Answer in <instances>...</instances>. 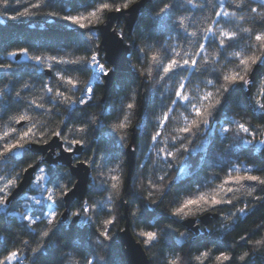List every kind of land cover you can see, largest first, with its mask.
Masks as SVG:
<instances>
[{
    "label": "snow or ice",
    "instance_id": "1",
    "mask_svg": "<svg viewBox=\"0 0 264 264\" xmlns=\"http://www.w3.org/2000/svg\"><path fill=\"white\" fill-rule=\"evenodd\" d=\"M9 2L10 0H0V6L6 9ZM14 2L21 4L24 0ZM159 2L162 7H159L155 17H151L149 13L153 28L142 30L139 36L136 33L139 24L130 27L128 32L117 30L119 20L127 19L123 14L136 8L139 0H31L30 3H24L23 10L7 16L10 20L30 21L32 17L43 14L52 20L64 22L63 26L70 37L64 44L49 47L36 41L34 50L40 53L47 49L48 55H29L28 47L9 52L2 57L3 60L23 56L32 63L13 68L11 63L0 62V74L11 81V78L22 74L23 68H29V74L36 75L47 67L53 73L50 79L55 81L54 86L47 83L43 85L47 102L57 112L60 107H65L68 116L61 124L63 131L72 133L73 138L63 135L60 128L50 133L38 129L34 117L28 115L27 111L11 117L17 124L26 122V128L18 130L16 127H9L0 132V223L7 224L6 230L13 238L27 231L43 241L33 248L27 240H21L23 249L15 250L8 247L7 240L0 242V253H6L0 256V264H115L110 256V249L116 234L129 230L138 237L140 250L145 254H153L147 264H208L209 261L214 264H256L257 256L260 257V264H264V218L256 227L245 229L246 234L240 235L238 241L234 239L227 252L217 247L218 254L213 253L208 244L200 242L201 239L214 235L212 230L197 227L202 223L199 217L208 213L220 221L217 231L226 235L247 223V219L255 215L254 209L258 205L264 206V159H253L251 167L244 164L243 172L238 166V154L241 152L245 155L251 154L252 157L257 154L264 157V0H259L258 3L256 0H228L227 7L234 8V11L225 10V0H219L220 10L215 12L216 16L245 20L244 15L237 16V13L247 10V18L259 27L244 28L242 31L247 37L241 36L235 30L217 32L209 27L202 37L204 43L198 45L199 51L190 58L181 57L180 52L168 46L167 41L158 39L161 35L171 38L178 28L187 31L183 18L177 19L175 16L183 4L180 0ZM185 2L193 7H203L194 4L193 0ZM47 8H59L64 14L57 11L44 12ZM106 13L119 14L116 19L117 28H112L111 25L109 27L121 43L125 44L128 70L134 80H141L143 76L141 83L150 84L149 77L155 68L160 81L165 77H179L181 81L173 93L174 98L168 101L171 107L164 103L158 88L148 89V95L143 97V105L152 106L160 96L159 107L166 108L162 115L155 116L154 131H147L149 123H152L150 118L135 127L131 123V116L137 108L136 97L140 94L130 87L134 80L117 81L114 84L117 101H102L103 110L99 115L87 111L88 108L101 106L97 103L94 88L106 86L108 78L117 71L115 67L107 66L106 53L93 39H98V25L103 22ZM110 17L111 15L109 20ZM77 29L80 30L79 35H76ZM145 32L149 34L145 35ZM40 35L44 36V32L41 31ZM189 35L196 36V33ZM73 36L75 38H71ZM141 39L148 42L145 47L150 50L155 48L156 43H160L164 59H161L157 51L145 52L139 43ZM213 43L218 49L224 50L222 53L218 51L217 55L222 56L226 63L235 64V68L227 72L213 68L215 81L208 79L206 84L211 85L215 92L206 91L194 103L196 98H190L185 92L183 81L187 77L182 75L181 70L198 68V59L205 68L210 63H216L209 61L206 55H201L205 53L206 45L211 46ZM241 47L244 48L243 51L232 50ZM68 49H74L71 53L73 55L75 52L85 54L66 59L65 56L69 55ZM132 56L137 57L141 67L132 64ZM89 71L92 72L91 80L81 89L80 81L70 73ZM161 72L163 75H160ZM23 86L31 91L27 83ZM72 89L82 92L80 99L66 94ZM125 100L132 102L125 103ZM116 103L120 105L119 108L115 107ZM234 104L238 107L245 106L261 123L252 125L235 120L232 109ZM20 105H24L26 110L39 108L45 112L51 111L45 108L44 103H38L35 99L25 102L21 92L13 87V82L0 87V111L4 113L0 119L7 117L11 110L21 112ZM180 107L188 115L184 117V126L176 129L181 135H174L169 140L163 136L162 130L170 123V114ZM113 115L115 120L110 121L109 118ZM74 119L79 123L70 128L69 125ZM129 130L134 134L132 143H127ZM137 133L149 137V159L154 154L163 164V174H157L155 179H148L147 196L137 188L139 175L126 176L123 171L122 155L136 152ZM230 133L234 135L230 137ZM77 134L79 138H76ZM90 134H94L92 139H89ZM53 140L62 142L55 149H51ZM162 143L164 147H160ZM34 145L49 146L51 157L55 159H46L44 155H40L36 163L20 168L24 160L17 157L23 156L27 159L33 153ZM100 145L104 147L101 148ZM85 152L91 155L81 160ZM65 154L70 157L66 165ZM197 157L199 171L207 172L210 169L213 172L212 178L220 181L210 191H205V184L196 179L199 171L192 167L191 161ZM77 165L86 171V179L83 181L86 194L99 193L101 199H94L89 203L85 195H75L80 186V180L73 179L79 171ZM65 167L69 170H62ZM144 167V164L137 165L138 169ZM174 167L176 176L170 178ZM17 168L20 170L17 171ZM218 168L226 170L223 177L216 173ZM30 171L32 176L24 175ZM93 172L104 179L97 183ZM257 172L261 174H253ZM205 179L208 177L205 176ZM24 183L29 185L27 190L23 188ZM184 184H190V187L172 195L177 186ZM33 189L38 195L28 194ZM241 189L245 190L250 200H241L235 196ZM157 192L160 194L159 199L154 198ZM20 193H23V201L17 199ZM170 195L172 199L168 202L173 206L162 210L161 206ZM126 196L128 199H125ZM69 197L72 199L69 200ZM20 207L24 208V212L16 210ZM120 207H126L128 213V226L123 228L119 227L123 219L119 214ZM61 208L64 209L63 212L59 211ZM101 216L104 218L99 219ZM15 217H19L22 222V231L19 234L13 232ZM164 220L169 222L164 224ZM38 222H46L45 228L38 230L33 227ZM141 222L145 227L137 230ZM177 223L186 230L180 232L173 228ZM202 232L206 233L203 237ZM256 236L261 238L256 239ZM54 237L59 239L53 240ZM214 243L219 245L220 237ZM237 246L250 250L229 254ZM21 251L25 254L21 255ZM53 256L55 259H49Z\"/></svg>",
    "mask_w": 264,
    "mask_h": 264
},
{
    "label": "trees",
    "instance_id": "2",
    "mask_svg": "<svg viewBox=\"0 0 264 264\" xmlns=\"http://www.w3.org/2000/svg\"><path fill=\"white\" fill-rule=\"evenodd\" d=\"M141 1V0H139ZM31 0H24V3H30ZM167 2H171V0H167ZM259 0H256V3H258ZM24 3L16 4L14 0H10L9 7L6 9L3 6H0V62L2 63H11L13 68H17L20 65L25 64H31V61H28L25 57L21 56L20 59H11L3 60L2 57L7 56L9 52L17 51L19 48L28 47L29 48V55H35V54H44L48 55L49 52L47 49L42 50L40 53H37L34 50V47L36 46V41H41L42 43L48 45L49 47H55L59 46L65 43L67 39H69V33L64 28V22L63 21H55L51 18L47 17L46 15H37L31 18V20H10L7 18L9 14L14 15L18 10H23ZM180 3L183 4V7L175 13V16L177 19L183 18V24L186 27L187 31L184 30V28H178L175 32L172 33L171 38H169L168 35H161L158 37L160 41H167L168 46H170L174 51L180 52L181 57L184 58H190L195 53L199 51L198 45L200 43H204L202 37L206 34L205 30L209 27L213 28L217 32L223 30V31H237L238 34L241 36L247 37L246 33H243L244 28H258L259 25L255 24L251 19H248L249 13L247 10L244 12H238L237 16L244 15L246 17L245 20H239L235 17H229V18H223L218 17L215 15V12L219 11V0H193V3L196 5H203V7H193L191 4H187L185 0H180ZM228 0H225V10L227 11H234V8L227 7ZM256 3L253 4V6H256ZM159 7H162V4L159 2V0H149L145 7L141 10L138 20L136 22V25L139 24L138 27H136V33L139 36L140 32L142 30L151 29L153 28V20L151 17H155L156 12L158 11ZM44 12H50V11H57L60 12L59 8H47L43 10ZM149 13H151V17L149 16ZM61 15L64 13L60 12ZM75 14V13H73ZM107 13L104 15L103 22L98 25V28L105 22ZM213 21H219V23H213ZM31 25V26H30ZM115 28H117V23L115 24ZM117 30H123L124 32H127L126 26L124 21H119V26ZM44 32V36L40 35V32ZM80 30H76V35H79ZM196 33V36H190V33ZM148 32H145V35H148ZM98 39L96 37H93L95 39L96 43L101 45V37L100 33L98 31L97 33ZM71 38H75L74 36ZM251 42V41H247ZM140 46L145 49V52L150 51H157L160 53L161 59L163 60V53L161 51V44L156 43L155 48L150 50L145 47V44L148 43L147 41L141 39L139 41ZM243 43V42H242ZM232 50H238L243 51L244 48H237ZM229 50V51H232ZM69 55H66V59H74L76 56L84 55L83 52H75L74 55L71 54L74 52V49H68L67 50ZM223 52V49H218L216 44L213 43L211 46L206 45V51L205 53H202L201 55H206L209 59V61H216V63H210L207 68L204 67V64L201 60L198 59V68L196 69H185L181 70L182 75L187 77L186 80L183 82L185 83V92L190 96V98L194 97L196 99L193 100L194 103L198 101V98L202 96L206 91H214L215 89L211 85H207L206 81L208 79H213L215 81V75L212 72L213 68L222 69L224 72L230 71L235 68V64L233 63H226L225 59L222 56H218L217 52ZM132 64L135 67H141L138 59L136 56H132ZM128 60V58H127ZM166 63V60H164ZM147 64V61L145 62ZM108 66V65H107ZM109 67V66H108ZM47 67H45L42 71L38 72L36 75H30V69L29 68H23L21 69L22 74L18 77L11 78V81L9 78H4L2 74H0V87H3L6 83L13 82V87L16 91H20L22 97H24V101H30L32 99H35L38 103H44L45 108L51 109L49 112H45L39 108H35L33 110H26L24 108V105H20L21 112H17L15 110H11L8 113L7 117H4L3 119H0V132L7 130L9 127H16L18 130L23 129L27 127L26 122H22L20 124H17L11 117L15 115L22 114L23 111H27V114L34 117L35 122L37 123V128L41 129L45 132L50 133L51 131L56 130L57 128H60L63 135H67L69 139L73 138V134L70 132H64L63 131V125L61 124V121H64L66 117L68 116L67 111L65 110V107H60L59 112L56 111V109L53 107V105L49 104L47 102V94L44 91L43 85L45 83L49 84L50 86L55 85V81L50 79V77L53 75V73L50 72V76L47 75ZM75 79H78L80 81V88L82 89L85 85L88 84V82L91 80L92 72L89 71L87 73H70ZM160 75H163L161 72ZM172 74H169L171 76ZM151 80V83H145L142 84L141 80H143V76L141 77V80H134V77L130 72H124V73H117L116 79L114 84L117 81H132L133 83L130 84V87L138 91L140 94L136 97V103L137 108L135 110V114L131 116V123L135 127L139 125L142 121H144L146 118H150L152 120V123H149L147 131L151 132L154 131L153 129V123L155 122V116L162 115L163 111H166V108L159 107L161 102V97L158 96L156 100V104L152 106H145L143 105V97L148 95V89L158 88L159 92L162 94V98L164 100V103L168 104V101L170 98H174L173 93L175 89L178 87L179 83L181 82L179 77L169 79L168 77H165L163 81L159 80V77L157 76L156 69L153 68L152 75L149 77ZM24 83H27L31 87V91H28L24 88ZM114 84L111 87V89L108 91V93L105 92L104 86H99L94 88V91L96 92V100L97 103H100V107H92L88 108L87 111L99 115L103 110V103L102 101L109 100L111 102L117 101V93L114 90ZM62 91L64 89H61ZM67 95L72 96L74 99H80L82 92L76 91L75 89L69 90ZM14 95V93H13ZM132 102L129 100H125V103ZM169 107H171L170 104H168ZM87 107V106H83ZM116 108H119L120 105L118 103L115 104ZM234 118L235 120L241 122V123H248L252 125L260 124L261 121L257 119L256 115H254L252 112L247 111L246 107L236 106L235 104L232 106ZM59 113H63V115H60ZM79 115V113H78ZM188 115L187 112H185L183 107H180L176 109L173 113L170 114V123L166 125L165 129L162 130V134L164 137L171 139L174 135H181L180 133L176 132V129L179 127H183L185 120L184 117ZM4 113L0 111V117H3ZM110 121L115 120V115L111 116ZM79 123L78 120H73V123L69 125V127H74ZM233 128L235 125L232 126ZM94 134L89 135V139L93 138ZM232 133L229 134L231 137ZM241 135H244L241 133ZM134 134L131 130H129L128 133V140L127 143H131L133 140ZM76 138H79V135H76ZM259 138V137H258ZM149 137L147 135L141 136L139 133L135 134V143L137 145L136 147V153H137V159L136 164L134 168L133 174L139 175V179L137 181V188L140 189L145 196H147L148 191V185L147 181L148 179H155V176L157 174H163L161 172V168L163 167L162 161L156 157L154 154H151V159H149L150 152L149 149L151 148V144L148 142ZM229 143H231V139L229 140ZM165 145L162 143L160 147H164ZM194 146V145H193ZM95 148L96 145H93ZM101 148L104 147V145H100ZM264 151V150H262ZM91 155L90 153L85 152L81 156V160L87 159L88 156ZM195 155V154H194ZM239 165L241 167V171H244V164H247L249 167L252 166L253 159L260 160L264 159V157H261L259 154H257L255 157H252L251 154L245 155L243 152L239 153ZM40 155L37 154H30L27 159H25L23 156L17 157V159L24 160V163L20 165V168L27 167L29 163H36ZM183 159V157L181 158ZM122 163H123V171L124 174L128 175V168H127V160L126 156L122 155ZM179 164V161L176 162ZM138 164H144L145 167L143 169H138ZM192 167L196 168L199 171V158L191 161ZM20 168H17V171L20 170ZM62 170H69L67 167H65ZM219 176L223 177L225 175L226 170L216 169L215 170ZM253 174H261V173H253ZM93 176H96V182L99 183L100 180L104 179V177H101L97 175V173L93 172ZM176 176V170L175 167L171 170L170 178H174ZM205 176L208 177V179H205ZM213 172L212 170L205 171H199V175L196 177V179L202 181L205 184V191H210L212 188L215 187L216 184H218L220 181L215 180L212 178ZM75 180V178H73ZM67 183V181H64ZM91 183V180H90ZM190 187V184H184L177 186L173 190V194L175 195V192H181L184 190H187ZM235 187V186H234ZM29 195H38L36 190H32L28 193ZM258 194L259 190H258ZM106 195V194H105ZM172 195L168 197V200H165L164 205H162V210L164 208L172 207L173 205L169 204V200L172 199ZM159 192L155 194L156 199H159ZM235 196L238 199L248 201L251 198L246 195V192L244 189H241L240 191H237L235 193ZM19 200L23 201V195L18 198ZM86 199L89 201V203H92L94 199H101V196L99 193L95 194H87ZM125 199H128L126 196ZM116 203H119V200H116ZM243 206V205H240ZM249 207H252L251 204H249ZM19 212H24V208L20 207L16 209ZM59 211L63 212L64 209L61 208ZM235 211V209H233ZM255 215L250 216L247 219V223L243 224L241 228L237 229L236 231H232L226 235H222L220 232L217 231V229L220 227V221L214 220L212 225L207 227L208 229H211L214 235L207 236V238L201 239V243H205L209 245V249L213 251V253H216V248L220 247L224 251H228L231 247L232 241L239 240V236L246 234L245 229H252L256 227V225L261 222L262 218H264V206H257L254 209ZM119 214L123 217L121 220V223L119 227L123 228L126 225V215L128 216L126 207H120L119 208ZM225 214H227V209H225ZM205 215H208V213H205L199 217V219ZM211 215V214H210ZM104 217L101 216L99 219H103ZM16 220V223L12 226L13 232L19 234L21 233V221L19 217L13 218ZM169 221L164 220L163 223L167 224ZM45 223H39L37 225H34L33 227H37L38 230H42L45 228ZM145 225L141 222L137 226V230L140 228H144ZM7 224L6 223H0V242H4L5 240L8 241V247L12 250L15 249H23V245L20 243L21 240H27L29 242L30 247H36L37 243L43 242L40 240V237H34L33 234L24 231L22 235H19L17 238H13L11 234L6 230ZM173 228L178 229L180 232H184L186 229L181 224L177 223L173 225ZM203 229V227H201ZM132 234L136 239L135 233L131 231ZM120 232H117L116 238L112 244V247L110 249V256L113 261H115V264H127L126 259L121 251V245L119 242ZM201 236H205V233L202 232ZM217 237H220L221 243L217 245L214 243L215 239ZM256 239H260V236H256ZM59 239L58 237H54L53 240ZM187 247H185V251H187ZM207 250V249H205ZM246 250H250L248 248H241L239 246L236 247L235 251L229 253L232 255H235L236 252H243ZM6 253H0V256H3ZM25 252L21 251V255H24ZM105 255H108L109 253H104ZM195 254V253H194ZM218 254V253H216ZM152 253H148L147 256L150 259ZM49 259H55V256L49 257ZM256 264H260V257L257 256L256 258ZM208 264H214L213 261H209Z\"/></svg>",
    "mask_w": 264,
    "mask_h": 264
},
{
    "label": "water",
    "instance_id": "3",
    "mask_svg": "<svg viewBox=\"0 0 264 264\" xmlns=\"http://www.w3.org/2000/svg\"><path fill=\"white\" fill-rule=\"evenodd\" d=\"M149 0H141L139 1V4L136 8L132 9L130 12H126L123 15L127 17V19L121 18L119 21H124L126 30L128 32L130 27H135L136 22L138 20L139 14L141 10L145 7L146 3ZM109 15H111L109 20ZM119 14H108L106 17L105 22L99 27V33L101 37V46L106 53V60L108 61L109 67H115L117 69L116 73L113 76H110L106 82V86H104L105 92L108 93V91L113 86L117 73H124L128 72V64H127V58L128 54L125 48V44L121 43V41L117 38V36L114 34L113 31L110 30V25L112 28H115V24L117 23V16ZM21 56L16 57V59H20ZM47 75L50 76V72L47 71ZM134 141V137L132 142ZM62 141L59 140H53L51 143V149H55L57 147V144L61 143ZM131 142V143H132ZM33 154L37 155H44L46 159H55L54 157H51V150L49 149V146H40V145H34L33 146ZM64 163L67 164V160L70 159V157L65 154L64 157ZM137 159V153H129V155L126 156L127 160V168H128V175L133 174L135 164ZM131 165V167H129ZM79 168V171L77 172L75 179L80 180V186L79 190L75 193L76 196L79 195H85L86 199V185L84 184V180L86 179V171L84 168L80 167L79 165L76 166ZM25 176H32V172L25 173ZM90 183V180L88 181ZM23 188L27 190L29 188V185L27 183L23 184ZM23 195V193L18 194L17 199L20 198ZM69 200L72 199V197L68 198ZM201 224H199L197 227L201 229L203 227V230H207V227L212 225L214 222L215 217L213 215H205L200 218ZM127 215H126V225L127 227ZM205 233V232H204ZM206 235V233H205ZM119 242L121 245V251L126 259L127 264H147V261L149 260L147 254L142 252L140 250V245L137 244V239L132 234L131 230L127 232L120 233Z\"/></svg>",
    "mask_w": 264,
    "mask_h": 264
}]
</instances>
